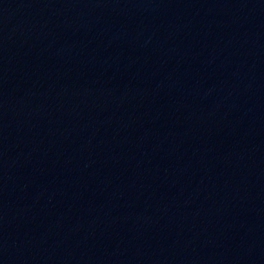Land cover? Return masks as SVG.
Returning a JSON list of instances; mask_svg holds the SVG:
<instances>
[{"label":"water","instance_id":"obj_1","mask_svg":"<svg viewBox=\"0 0 264 264\" xmlns=\"http://www.w3.org/2000/svg\"><path fill=\"white\" fill-rule=\"evenodd\" d=\"M264 124V0H0V186Z\"/></svg>","mask_w":264,"mask_h":264}]
</instances>
